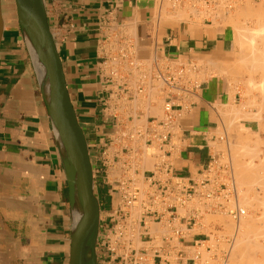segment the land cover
Listing matches in <instances>:
<instances>
[{
  "label": "crops",
  "instance_id": "0c3cea01",
  "mask_svg": "<svg viewBox=\"0 0 264 264\" xmlns=\"http://www.w3.org/2000/svg\"><path fill=\"white\" fill-rule=\"evenodd\" d=\"M41 2L71 103L87 139L100 208L114 180L113 168L104 169L101 164L100 151L106 146L112 157L118 156L112 148L115 130L127 128L134 117L148 123L163 115L162 103L152 102L158 84L147 86L150 92L143 108H136L132 99L123 100L107 68L108 52L113 50L105 46L107 30L130 29L134 36L119 40H133L134 52L147 62L155 58L222 61L232 51V33L224 24L226 15L218 13L200 23L181 21L159 27L160 22L153 19L159 0ZM2 17L0 264H69L76 214L68 162L14 0L2 6ZM230 89L227 79L209 75L194 90L193 101L179 121V135L168 159L174 173L190 184L202 178L215 156L212 144L219 130L218 111L231 100ZM149 171L145 168L142 176Z\"/></svg>",
  "mask_w": 264,
  "mask_h": 264
},
{
  "label": "built area",
  "instance_id": "2783aa9c",
  "mask_svg": "<svg viewBox=\"0 0 264 264\" xmlns=\"http://www.w3.org/2000/svg\"><path fill=\"white\" fill-rule=\"evenodd\" d=\"M204 2L222 4L218 0ZM120 28L107 30L105 46L113 49L108 52V72L118 82L123 100L132 99L136 108L147 99V86L158 84L163 115L148 123L134 117L127 128L115 130L112 148L118 156L112 157L106 146L100 151L101 164L104 169L113 168L110 174L114 173V180L106 189V201L100 203L96 263L228 264L237 225L228 235L222 225L206 221L208 216L221 213L237 224L245 215L231 164L220 163L215 153L202 178L190 184L174 173L168 159L179 135V121L201 83L202 65L198 60L155 58L145 71L131 44L130 51L117 50L116 42H128L119 40L123 35L110 32ZM127 54L135 70L121 66ZM148 72L150 80L146 79ZM145 168L151 171L143 177Z\"/></svg>",
  "mask_w": 264,
  "mask_h": 264
},
{
  "label": "rangeland",
  "instance_id": "374dc122",
  "mask_svg": "<svg viewBox=\"0 0 264 264\" xmlns=\"http://www.w3.org/2000/svg\"><path fill=\"white\" fill-rule=\"evenodd\" d=\"M218 1L221 2L222 4H210L209 5L206 2H204V0H164V1L159 0V2L157 4L158 6L156 7L155 12H154V18L153 19L155 22H157V20L160 22L159 27H163V26L178 25V23L181 21H191V22L200 23L203 20V18H210L209 15L212 13H220V15H223L225 12L227 13V14H224V15H226V17H224L225 18L224 24L229 27V29L231 30V33H232V37H233L232 51L229 52L226 55V58L222 61H217V62L212 61V63H210L211 60L208 58H207V60L199 59L198 61L202 65V70H201V73H199L198 81L199 82L202 81L203 79H205L206 77H208L211 74L221 75L222 77H224L225 79H227L229 81V84L231 87V89H230L231 90L230 91L231 100L227 104H225L219 108V111H218V114H219V130L217 133V140L213 144L215 147H217V145H218V147H217L218 149L215 148V152L218 153V155H219L220 163L229 162L231 164L232 170L234 169L233 173H237V175L234 174V177H237V178H235V180L238 179V182H237V180H236V182H237L238 186L241 187V188H239L237 186V188L240 190V191L238 190V193H239V197H242V198H239L240 199L239 203L242 202L241 200H245L243 202L245 204L247 203L250 206L251 209L246 205L243 206L244 203L242 202L243 208L248 209V210L246 209L247 213H250L251 211H253V212H251L252 220H249L247 223L254 226V228L251 227V228H253V231L255 229H257L254 231L255 233L253 231L250 232L249 237L251 236L252 238L250 237V239L252 241L259 243V246L263 250L264 249V226H262V225H263V220H264L263 219V215H264V204H263L264 203V194H263L264 193V187L263 186L264 185H262V184H264V179H263V177H264V148H263L264 147V93H262V91L264 92V89H263V87H264V66H262V65H264V62H263L264 61V50H262V49H264V47L261 48V46H264V44H262V43H264V39H263V37H264L263 36L264 35V16H263L264 15V0H229L230 4H223L224 3L223 1H220V0H218ZM1 2L3 4L2 6H4V7L6 6V4H8V0H1ZM228 5L230 6V8H227ZM177 9H179V10H177ZM177 11H178L179 15L182 17H180V16H179L180 18L178 17ZM181 11L184 12L186 15L184 13L182 14ZM172 17H174V18H172ZM175 17H177V18H175ZM260 29L263 32H261ZM258 30L261 32L262 35L260 34V32ZM251 31H253L255 33L251 32ZM110 32L112 34H114L116 32L117 34H119L121 36L122 35L123 36H129V37L134 36V35H132L130 29L120 28V29H117L116 31L112 30ZM241 32H243L245 35L243 33H242L243 34L242 35ZM249 32H251V36H250ZM256 33L257 34L259 33L260 36L261 37L263 36V37L262 38L260 37V40H259V34L257 35ZM241 35L245 36V37H242ZM254 36H255L256 40H255V38L254 39L252 38ZM256 36L258 37V39ZM243 38H246V39L249 38V39L246 40ZM250 38L253 40H251ZM234 39L236 41H234ZM254 41H255V44H253ZM132 42H133V40H131V39L128 42H126V41L125 42H123V41L116 42L117 50L120 48H125V49H128L130 51V49H131L130 44ZM237 43H239V44H237ZM114 44H115V41L113 40V45ZM238 45H239V47H238ZM252 45H254L255 47ZM124 54H126V53H124ZM134 55H135L134 56L135 58L137 56V58L141 59V56H139L138 54L135 53ZM247 55L248 56L250 55V57H248ZM129 57H130V54L129 55L127 54V56L124 58L122 57V59L120 61L121 66H123L125 68V70L132 69V68L134 69V65H133L134 62L130 61ZM246 59H249V60H246ZM257 59H259V60H257ZM253 60H255V61H253ZM260 61H262L263 63ZM150 62H151V60L148 62L143 60L142 63L144 64L145 71H146V68L150 67ZM242 65H244V66H242ZM262 68H263V70H262ZM234 69H237V70H234ZM237 71H239V73H237ZM132 73L136 74L135 72H132ZM145 77H146V74H145ZM146 79L147 80L151 79V74L149 72L147 74ZM252 85H253V87H252ZM159 101L161 102L162 100L160 99V97L158 95H154L152 97V102L158 103ZM136 102H137V99H136ZM233 116H234V118H233ZM230 128L232 129V131ZM240 137L242 140L240 139ZM252 142H255V143H252ZM233 143L235 145H233ZM245 148H247V149H245ZM237 157L240 159H238ZM223 158H224V160H223ZM261 159H263V160H261ZM221 160H223V162ZM234 161H236V162H234ZM233 164H234V166H233ZM244 164H246V165H244ZM246 166L247 167L249 166L248 170H247ZM253 168H255V169H253ZM261 169H262V171H261ZM235 171H237V172H235ZM244 171H245V173H244ZM252 172H254V173H252ZM259 173L261 175L262 174L263 175L261 176ZM244 174H246V175H244ZM259 175L262 178L258 177ZM255 176L258 179L261 178L260 182ZM243 177H245V178H243ZM239 179H241L240 182H239ZM244 179H245V182H249L251 185L250 184H249L250 186L245 185V184H247L245 182L243 183V185L240 184L242 182V180L244 181ZM250 179H253L255 182L253 183V180H250ZM257 182L258 183L262 182V184H261L262 187H259L261 185L258 184ZM256 183L259 186L256 185ZM244 187H246V188H244ZM247 190H248V192H247ZM262 190H263V192H262ZM249 192H250V194H249ZM241 193H242V196H241ZM261 193L263 194V196ZM253 194H255V195H253ZM243 195L246 197H244ZM252 196H254V197H252ZM258 196H261V197H258ZM243 197H244V199H243ZM255 197H257V200ZM249 198H251V200H249V202H247ZM261 200L263 201L262 204L260 203V202H262ZM259 205L261 207H259ZM252 208L253 209L257 208V209L253 210ZM248 211H250V212H248ZM215 214H219V215L213 214L212 216L211 215L208 216L206 223H208V221L209 222L211 221V223L215 222L214 224H219V225H222L224 227L225 233L229 232V234L230 233L233 234V232L235 231L234 229L236 228L235 227L236 223L234 221H232L231 219H229L230 217L227 215L224 216V214H221V213H215ZM253 215H256L257 217L255 216V218H254ZM258 215H259V217H258ZM219 218L221 220L225 218L223 220L225 222L219 220ZM218 221H220V223ZM229 221H231V223ZM250 221H251V223H250ZM232 222H234V223H232ZM253 222H254V224H252ZM223 223L224 224L226 223V224L224 225ZM229 223H230L229 227H231V224L234 225L233 230H232L233 226L231 228H228ZM241 225H242V223H241ZM225 226L227 227V230H226ZM242 226H244V223ZM249 229H248V231H250ZM242 231H243V234H242V232L239 231L238 235L236 237L235 242L237 244H238V242H237L238 239L244 238L245 232H247L245 234H247V235L249 234L248 231H245V230H242ZM239 236H240V238H239ZM259 236L262 238H260ZM236 243H234V246H233L234 248L235 247L238 248ZM255 249L253 246H250V251L247 248V251H248L247 256H248V258L251 259L250 262H253L252 264H264L263 263L264 262V255H263L264 250H263V252L262 251L260 252L258 249L257 250H255ZM234 251H235V249L234 250L232 249L231 253L234 254L233 256H237L236 251L235 252ZM237 253H238V250H237ZM233 256H231L232 259L230 258L228 263L231 262L230 264H232V261H235V264H237L238 263V262L236 263L237 257H236V260H234ZM251 257L256 262L254 260H252ZM258 258H260V261ZM233 264H234V262H233Z\"/></svg>",
  "mask_w": 264,
  "mask_h": 264
},
{
  "label": "water",
  "instance_id": "95a60500",
  "mask_svg": "<svg viewBox=\"0 0 264 264\" xmlns=\"http://www.w3.org/2000/svg\"><path fill=\"white\" fill-rule=\"evenodd\" d=\"M14 2L18 22L30 48L32 59L36 65L32 52L34 48L38 60L45 66V75L40 78V81L43 89L45 82L47 83L48 96L46 97L50 112L59 136L72 151L74 159L72 170L69 171L67 165L66 167L74 211L78 207V202H81L82 220L79 223L75 218L69 264H86L89 254L92 264H97L95 245L100 210L99 201L94 192L93 167L87 139L68 94L62 64L41 0H14ZM3 27L0 0V42ZM44 79H46L45 82Z\"/></svg>",
  "mask_w": 264,
  "mask_h": 264
},
{
  "label": "bare ground",
  "instance_id": "6f19581e",
  "mask_svg": "<svg viewBox=\"0 0 264 264\" xmlns=\"http://www.w3.org/2000/svg\"><path fill=\"white\" fill-rule=\"evenodd\" d=\"M164 1V0H163ZM221 1V0H220ZM249 2V1H248ZM168 3V2H167ZM180 3V2H179ZM178 3V4H179ZM233 3V2H232ZM231 3V4H232ZM164 4V3H163ZM168 5V4H167ZM177 5V4H176ZM180 5V4H179ZM210 5V4H209ZM241 5V4H240ZM158 6V5H157ZM214 6V5H213ZM222 6V5H221ZM233 6V5H232ZM250 6V5H249ZM184 7V6H183ZM187 7V6H186ZM185 7V8H186ZM210 7V6H209ZM212 7V6H211ZM163 8V7H162ZM169 8V7H168ZM230 8V7H229ZM251 8V7H250ZM203 9V8H202ZM164 10V9H163ZM162 10V11H163ZM177 10H179V9H177ZM215 10V9H214ZM255 10V9H254ZM190 11V10H189ZM192 11V10H191ZM221 11V10H220ZM249 11V10H248ZM263 11V10H262ZM182 12V11H181ZM177 13H178V11H177ZM184 12H182V14H183ZM195 13V12H194ZM249 13V12H248ZM170 14V13H169ZM181 14V15H182ZM185 14V13H184ZM222 14V13H221ZM257 14V13H256ZM173 15V14H172ZM186 15V14H185ZM242 15V14H241ZM167 16V15H166ZM176 16V15H175ZM180 15H179V13H178V17H179ZM257 16V15H256ZM260 16V15H259ZM264 16V15H263ZM180 17H182V16H180ZM179 17V18H180ZM244 17V16H243ZM172 18H174V17H172ZM175 18H177V17H175ZM186 18V17H185ZM187 19V18H186ZM219 19V18H218ZM258 19V18H257ZM174 21V20H173ZM213 21V20H212ZM256 22V21H255ZM175 23V22H174ZM236 24V23H235ZM239 24V23H238ZM243 24V23H242ZM254 24V23H253ZM262 24V23H261ZM258 25V24H257ZM234 27V26H233ZM237 27V26H236ZM258 27V26H257ZM240 28V27H239ZM245 28V27H244ZM249 28V27H248ZM132 29V28H131ZM238 29V28H237ZM257 29V28H256ZM259 29V28H258ZM235 30V29H234ZM27 31V30H26ZM125 31V30H124ZM129 31V30H128ZM242 31V30H241ZM259 31V30H258ZM260 31H261V29H260ZM259 31V32H260ZM244 32V31H243ZM243 32H241V34L243 33ZM251 32H253V31H251ZM251 32H249L250 33V36H251ZM261 32H263V31H261ZM261 32H260V34H261ZM248 33V32H247ZM253 33H255V32H253ZM27 34V33H26ZM130 34V33H129ZM236 34V33H235ZM244 34V33H243ZM242 34V35H243ZM257 34V33H256ZM259 34V33H258ZM257 34V35H258ZM260 34H259V40H260ZM241 35V36H242ZM245 35V34H244ZM255 35V34H254ZM262 35V34H261ZM253 36V35H252ZM264 36V35H263ZM262 36V37H263ZM242 37H245V36H242ZM241 37V38H242ZM257 37V36H256ZM261 37V38H262ZM253 39L255 38V36L254 37H252ZM237 39V38H236ZM243 39H246V38H243ZM247 39H249V38H247ZM246 39V40H247ZM251 39V38H250ZM253 39H251V40H253ZM257 39H258V37H257ZM263 39H264V37H263ZM245 40V41H246ZM255 40H256V38H255ZM234 41H236L235 39H234ZM25 42V41H24ZM237 44H239V43H237ZM253 44H255V41H254V43ZM262 44H264V43H262ZM243 45V44H242ZM245 45V44H244ZM257 45V44H256ZM248 46V45H247ZM251 46V45H250ZM252 46H254V45H252ZM238 47H239V45H238ZM241 47V46H240ZM244 47V46H243ZM255 47V46H254ZM264 46H261V48H263ZM250 49V48H249ZM261 50V49H260ZM262 50H264V49H262ZM239 51V50H238ZM32 52H33V56H34V59H35V62H36V68L38 69V73H39V77L41 78V77H43L44 75H45V66L43 65V63L42 62H40L39 60H38V57H37V55H36V52H35V50H34V48H32ZM245 52V51H244ZM258 52V51H257ZM240 53V52H239ZM252 53V52H251ZM263 53V52H262ZM244 54V53H243ZM249 54V53H248ZM254 54V53H253ZM257 54V53H256ZM242 55V54H241ZM248 56V55H247ZM259 56V55H258ZM248 57H250V55L248 56ZM246 58V57H245ZM263 58V57H262ZM250 59V58H249ZM249 59H246V60H249ZM166 60V59H165ZM197 60V59H196ZM257 60H259V59H257ZM126 61V60H125ZM253 61H255V60H253ZM252 61V62H253ZM240 62V61H239ZM250 62V61H249ZM260 62H262V61H260ZM264 62V61H263ZM262 62V63H263ZM258 63V62H257ZM243 64V63H242ZM242 66H244V65H242ZM262 66H264V65H262ZM248 67V66H247ZM221 69V68H220ZM223 69V68H222ZM234 70H237V69H234ZM262 70H263V68H262ZM231 72V71H230ZM233 73V72H232ZM237 73H239V71H237ZM46 81V79H44V82ZM249 87V86H248ZM252 87H253V85H252ZM47 88H48V86H47V83L45 82V86H44V90H45V93H46V96H48V90H47ZM251 88V87H250ZM252 89V88H251ZM263 89H264V87H263ZM262 93H264L263 91H262ZM262 95V94H261ZM160 103H162V101L160 102ZM248 105V104H247ZM160 107H162V106H160ZM259 108V107H258ZM231 110V109H230ZM162 111V110H161ZM257 114V113H256ZM162 115V114H161ZM248 115V114H247ZM229 116V115H228ZM229 118V117H228ZM233 118H234V116H233ZM233 121V120H232ZM261 121V120H260ZM231 122V121H230ZM262 126V125H261ZM230 127V126H229ZM234 128V127H233ZM236 128V127H235ZM231 129V128H230ZM238 129V128H237ZM241 129V128H240ZM236 130V129H235ZM229 131V130H228ZM231 131H232V129H231ZM239 132V131H238ZM244 132V131H243ZM230 133V132H229ZM249 133V132H248ZM59 134V133H58ZM237 134V133H236ZM247 135V134H246ZM59 136V135H58ZM251 136V135H250ZM230 137V136H229ZM60 138V143H61V149H62V152L64 153V156H65V158L67 159V162H68V169H69V171H71L72 170V168H73V166H74V159H73V155H72V151L66 146V143H65V141H63L62 140V138L61 137H59ZM231 138V137H230ZM239 138V137H238ZM245 138V137H244ZM240 139H241V137H240ZM239 139V140H240ZM238 140V141H239ZM242 140V139H241ZM240 140V141H241ZM216 141V140H215ZM237 141V140H236ZM250 141V140H249ZM263 141V140H262ZM246 142V141H245ZM213 143H215V142H213ZM237 143V142H236ZM249 143V142H248ZM252 143H255V142H252ZM233 145H235L234 143H233ZM239 145V144H238ZM255 145V144H254ZM212 146H214L213 144H212ZM231 146V145H230ZM215 147V146H214ZM217 147H218V145H217ZM217 147H215V148H217ZM244 147V146H243ZM214 148V149H215ZM264 148V147H263ZM218 149V148H217ZM216 149V150H217ZM245 149H247V148H245ZM249 152V151H248ZM218 154V153H217ZM227 155V154H226ZM231 155V154H230ZM249 155V154H248ZM253 155V154H252ZM236 156V155H235ZM262 156V155H261ZM260 156V157H261ZM238 158V157H237ZM249 158V157H248ZM247 158V159H248ZM238 159H240V158H238ZM223 160H224V158H223ZM223 160H221L222 162H223ZM243 160V159H242ZM261 160H263V159H261ZM232 161V160H231ZM234 162H236V161H234ZM240 162V161H239ZM260 163V162H259ZM238 165V164H237ZM244 165H246V164H244ZM233 166H234V164H233ZM262 166V165H261ZM239 167V166H238ZM247 167V166H246ZM237 168V167H236ZM241 169V168H240ZM249 169V166L247 167V170ZM253 169H255V168H253ZM260 169V168H259ZM234 170V169H233ZM236 170V169H235ZM257 170V169H256ZM253 171V170H252ZM261 171H262V169H261ZM234 172V171H233ZM235 172H237V171H235ZM247 172V171H246ZM257 172V171H256ZM244 173H245V171H244ZM248 173V172H247ZM252 173H254V172H252ZM233 174H235V175H237V173H233ZM241 174V173H240ZM249 174V173H248ZM260 174V173H259ZM244 175H246V174H244ZM261 175V174H260ZM258 176V177H261V176ZM240 176V175H239ZM242 177V176H241ZM256 177V176H255ZM75 178H76V175H75ZM235 178H237V177H235ZM243 178H245V177H243ZM257 178V177H256ZM262 178V177H261ZM260 178V179H261ZM247 179V178H246ZM249 179V178H248ZM254 179V178H253ZM253 179H250V180H253ZM258 179V178H257ZM260 179H258L259 180V182H260ZM263 179H264V177H263ZM237 180V182H238V179H236ZM240 180L241 179H239V182H240ZM249 180V181H250ZM237 182H236V184H237ZM245 182V179H244V181L242 180V182L240 183V184H242L243 185V183ZM255 181L253 180V183H254ZM245 183H247V184H245V185H249L250 183L249 182H245ZM258 183V182H257ZM256 183V185H258V184H262V182L261 183H258L257 184ZM251 185V184H250ZM249 185V186H250ZM255 185V184H254ZM262 185H264V184H262ZM262 185L261 186H259V187H262ZM237 186H238V184H237ZM239 187V186H238ZM264 187V186H263ZM239 188H241V187H239ZM244 188H246V187H244ZM251 188V187H250ZM243 189V188H242ZM260 189V188H259ZM258 189V190H259ZM262 189V188H261ZM239 190V189H238ZM249 190V189H248ZM248 190H247V192H248ZM240 191V190H239ZM261 192V191H260ZM262 192H263V190H262ZM246 193V192H245ZM239 194V193H238ZM249 194H250V192H249ZM256 194V193H255ZM255 194H253V195H255ZM258 194V193H257ZM262 194V193H261ZM264 194V193H263ZM263 194H262V196H263ZM241 196H242V193H241ZM244 196V195H243ZM244 197H246V196H244ZM244 197H243V199H244ZM252 197H254V196H252ZM258 197H261V196H258ZM239 198H242V197H239ZM248 198V197H247ZM256 198V200H257V197H255ZM254 199V198H253ZM252 199V200H253ZM262 199V198H261ZM240 200V199H239ZM249 200H251V198H249L248 199V201L247 202H249ZM255 200V199H254ZM242 202L243 201H245V200H241ZM240 201V202H241ZM262 201V200H261ZM242 202L240 203V205L242 206ZM258 202V201H257ZM244 203V202H243ZM251 203V202H250ZM261 204L263 203V201L262 202H260ZM259 203V204H260ZM260 204V205H261ZM264 204V203H263ZM244 205H246V206H248L249 208H250V206L246 203H244L243 204V206ZM259 205V207H261ZM242 206V207H243ZM252 206V205H251ZM247 209V208H246ZM246 209H245V215L240 219V221L236 224L237 225V229H238V232L240 231V232H242V234H243V231L242 230H245V231H248V229L250 230V231H248L249 232V234L247 235V234H245V233H247V232H245L244 233V238H240V236H239V238L240 239H238L237 240V242H238V244L236 243V245L238 246V248H234L233 247V250L235 249V251H236V254H237V256H233L234 254L233 253H231L232 255L231 256H233L234 257V260H236V257H237V260H236V263L237 264H252L253 262H250L251 261V259L250 258H248V256H247V253H248V251H247V248H248V250L250 251V246H253L254 247V249L255 250H259L260 252L262 251L263 252V250H262V248L259 246V243H256L255 241H252L251 239H250V237H249V235H250V232H252L253 231V228H254V226L253 225H251V224H249V223H247L249 220H252V215H251V212H253V211H248V212H250V213H247L246 212ZM251 209V208H250ZM253 209V208H252ZM255 209H257V208H255ZM255 209H253V210H255ZM261 209V208H260ZM248 210V209H247ZM259 212V211H258ZM75 213H76V220L79 222V223H81V220H82V205H81V202L79 203L78 202V207L76 208V210H75ZM254 214V213H253ZM259 214V213H258ZM214 215H219V214H214ZM263 215V214H262ZM221 216V215H220ZM219 216V217H220ZM225 216V215H224ZM255 216L256 215H253V217L255 218ZM75 217V216H74ZM257 217V216H256ZM258 217H259V215H258ZM75 219V218H74ZM211 219V218H210ZM225 219V218H224ZM224 219H220L219 218V220H221V221H223ZM229 219H231V218H229ZM263 219H264V215H263ZM209 220V219H208ZM214 220V219H213ZM227 220V219H226ZM217 221V220H216ZM228 221V220H227ZM259 221V220H258ZM257 221V222H258ZM209 222V221H208ZM211 222V221H210ZM219 223H220V221H218ZM223 222H225V221H223ZM230 223H231V221H229ZM262 222V221H261ZM215 223V222H214ZM214 223H212V224H214ZM227 223V222H226ZM225 223V224H226ZM230 223H229V225H228V228H231L232 226V230L234 229V225L233 224H231V227H229L230 226ZM232 223H234V222H232ZM241 223H242V225H243V223H244V226H242L241 225ZM250 223H251V221H250ZM224 224V223H223ZM224 224V225H225ZM252 224H254V222L252 223ZM227 226V225H226ZM225 226V228H226V230H227V227ZM262 226H264V220H263V225ZM236 227V226H235ZM244 227V228H243ZM251 227H253V228H251ZM224 228V227H223ZM258 228V227H257ZM252 229V230H251ZM231 230V231H232ZM235 230V229H234ZM255 230H257V229H255ZM254 230V231H255ZM79 231H80V229H79ZM253 231V232H254ZM225 232V231H224ZM228 233V235H230L229 234V232H227ZM226 233V234H227ZM255 233V232H254ZM257 233V232H256ZM261 233V232H260ZM241 234V235H242ZM258 234V233H257ZM240 235V234H239ZM201 237V236H200ZM243 237V236H242ZM260 237V236H259ZM199 238V237H198ZM202 238V237H201ZM252 238V237H251ZM260 238H262V237H260ZM262 245V244H261ZM240 246V247H239ZM237 250H238V253H237ZM252 250V249H251ZM234 251V252H235ZM254 252V251H253ZM235 254V255H236ZM264 255V254H263ZM230 256V258L232 259V257ZM252 258V257H251ZM259 259V261H260V258H258ZM252 260H254L253 258H252ZM262 260V259H261ZM255 261V260H254ZM233 262H234V264H235V261H232V264H233ZM256 262V261H255ZM231 263V262H230ZM230 263H228V264H230ZM264 263V262H263ZM86 264H92V260H91V255L89 254L88 255V258H87V261H86Z\"/></svg>",
  "mask_w": 264,
  "mask_h": 264
}]
</instances>
